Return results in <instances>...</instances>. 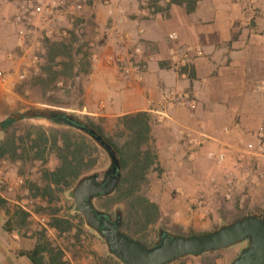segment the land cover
<instances>
[{
	"label": "crops",
	"instance_id": "crops-1",
	"mask_svg": "<svg viewBox=\"0 0 264 264\" xmlns=\"http://www.w3.org/2000/svg\"><path fill=\"white\" fill-rule=\"evenodd\" d=\"M220 2L199 0L191 12H187L184 5L169 3L159 7L150 18L138 15L137 0H90L85 4L94 29L95 58L83 84L82 106L73 111L92 118H121L135 113H145L144 118H155L152 110L159 107L163 88L175 87L179 92L188 90L196 96L193 117L189 110L177 108L171 112L172 121L168 125L157 123L153 129L149 123L148 137L155 140L157 162L162 172V182L152 201L158 204L161 214L173 215V208L181 202L173 198L174 190L180 192L186 211L196 219L216 218L219 213H226L216 205L221 201L217 199L216 185L211 180L220 168L209 154L225 150L238 139L254 140L263 122L264 98L246 80L247 73L254 70L250 61L255 56L246 49L240 50L241 44L246 42L242 35L233 31L231 8L223 9ZM15 9L13 0H0V69L7 79L0 83V92L8 94L7 99L12 94L19 101L30 103L32 100L24 99L12 90L28 72L34 46L28 42L23 48H17L11 23ZM138 29L143 32L137 36ZM119 32H131L134 41L125 46L118 38ZM171 32L178 34V45H202L203 56L193 61L186 75L173 70L166 60L168 51L174 47L168 41ZM37 35L38 32L35 38ZM134 43L141 45L152 57L141 71L139 80L133 75L121 76L115 61L119 53L125 54ZM9 51L17 56L14 62L5 60ZM33 103L46 106L42 101ZM180 124L194 127L203 124L210 138L191 161L184 157L185 149L178 140L176 130ZM226 127L230 128L228 133L223 132ZM229 166L233 168L235 163H229ZM252 166H242L246 171L235 188L236 201L245 202L249 195L253 200L257 193L258 189L252 184ZM202 193L207 194L208 205L199 204ZM0 200L3 204L0 206V264H32L27 257L19 255V251L33 248L36 233L25 235L24 228L7 226L6 222L14 219V208L8 205L9 199L2 192ZM194 224L196 227L204 225Z\"/></svg>",
	"mask_w": 264,
	"mask_h": 264
},
{
	"label": "trees",
	"instance_id": "trees-1",
	"mask_svg": "<svg viewBox=\"0 0 264 264\" xmlns=\"http://www.w3.org/2000/svg\"><path fill=\"white\" fill-rule=\"evenodd\" d=\"M198 1L170 0V3L184 5L186 11L191 12ZM67 33L66 38H46L42 42L41 58L44 62L39 67L36 81L44 91L55 89L57 82L62 79H68L75 84L77 79L81 76L87 77L91 71V53L83 50L84 44L77 45L79 38L73 29H69ZM82 88V84L78 83L77 108L82 106ZM144 116L145 113H135L117 118L122 130L116 134V139L105 131L102 117L96 119L52 105H25L9 112L0 121V161L7 160L19 164L21 168H30L36 163L40 165L38 177L26 178L24 183L28 199L44 203L37 205L33 211L48 217V227L54 228L59 234L73 232L72 236L79 241L81 226H91L85 222L77 208L75 216L62 212L59 204L61 195L67 190L72 191L78 180L87 176L95 167L97 156L92 145H99L109 156L115 154L120 165V179L112 193L94 198L108 199V204L104 206L107 209L114 204H122L120 214L117 213L118 229L128 237L151 247L160 241L161 233L166 232H160L154 243L145 239L147 230L161 219L162 214L158 204L144 191L147 172L155 163V154L148 146L149 118ZM30 119L46 120L52 127L28 124L26 121ZM50 156H54L57 161L53 169L46 167ZM18 174L25 176L23 170ZM2 205L0 200V206ZM5 210L9 212L8 208ZM96 210L110 217L108 213ZM250 214L264 219V213ZM29 215L27 210L16 206L13 209L14 219L7 221L6 225L23 229L28 225ZM76 217H79L77 224L74 222ZM108 250L109 254L105 257L94 256L92 264H124L109 248ZM213 252L208 251L198 256L207 257ZM19 255L27 257L32 264H69L63 259V252L46 239L44 230L36 232L33 248L21 250ZM184 257L168 264H175ZM214 262L215 258H211L204 264Z\"/></svg>",
	"mask_w": 264,
	"mask_h": 264
},
{
	"label": "rangeland",
	"instance_id": "rangeland-1",
	"mask_svg": "<svg viewBox=\"0 0 264 264\" xmlns=\"http://www.w3.org/2000/svg\"><path fill=\"white\" fill-rule=\"evenodd\" d=\"M88 1L90 0H82L83 8L75 15L66 14L63 20H54V33L51 36V39L66 38L68 36L67 31L69 29H73L76 36L79 38L77 45L84 44L83 50L93 54L95 52L96 44L95 41L92 40L94 29L90 20L91 16H89V13L85 8V4ZM138 1L139 0H137V3ZM164 5L165 3L161 4V6ZM220 5H223V9L226 10L228 9V6L231 8L230 18L233 21V31L236 35H242L244 41L246 42L244 45L241 44L242 46L240 50L246 49L252 53V56H255V58L250 61L251 64H254V70L247 73L246 80L251 88H253L260 97L264 98V0H221ZM63 30H65V35H62ZM37 32L38 35L35 38ZM44 39H46V37L44 36L43 31L37 30L34 33L33 40L30 42L34 44L31 52V66L28 68L26 75L22 77L24 79H20V84L18 83L19 85L12 87V90L19 93L24 99L32 101L30 103H24L23 101L16 99L15 96H11L12 94H10V98L7 99L9 95L6 93H3L2 95L0 92L1 120L5 119L9 112L19 109L25 105H37L33 102L39 101L46 103V106L52 105L65 111H73L77 109V85L78 83H81L83 86L86 81V77L81 76L76 80L75 84L68 79H62L57 82L55 89L50 88L47 91H44L42 86L36 81V76L39 73V67L44 62L41 58V55L43 54L42 42ZM254 40L256 41L255 43L253 42ZM35 42H37L36 45ZM128 51L129 50H126V52ZM33 57H36V59ZM16 59L17 56L13 60H7L5 58V60L9 62H14ZM0 72L5 77L6 73L3 72L2 69H0ZM6 81L7 79L5 77V81H0V83L3 84ZM103 119V126L107 134L116 138V134L122 130L117 123V118ZM262 120L263 125L264 115ZM26 122L28 124L52 127L51 123L43 119H38L36 121L27 120ZM149 123L154 129L156 128L158 122L156 121V118H149ZM228 129L230 131V128ZM119 140L123 141V139ZM247 142L249 141H244L243 139H238L235 143L228 142L233 145L228 146V148L226 147V149L223 150L226 151L225 160L222 163L214 161V164L220 168L219 173H216L211 180V183L216 185L217 199L221 201L218 204L216 203V205L218 206V209L223 210L226 213H219L216 218L206 217L201 220L196 219L192 215H189V212L186 211V206L182 203L183 197L179 194L180 192L174 190L172 191L173 198L179 199L181 202L173 208L175 210L172 213L173 215L162 213L161 219L147 230L145 239L150 243H154L157 241L160 232H166L170 235H192L209 232L222 225L229 224L234 220L243 217V215H249L250 213L263 214L264 154L251 158L249 155L244 154L242 152V146ZM148 146L155 154V163L147 172V184L144 186V191L152 200L155 197V193L158 190L160 182H162L160 180L162 172L157 162L155 140L149 138ZM91 147L92 149L94 148V154L97 156V163L88 175L93 173L102 174L110 166V156L97 144H94V146L92 145ZM257 162L259 163L257 164ZM229 163H235V166H233V168L230 166L227 167ZM56 164L57 161L55 157L50 156L46 167L53 169ZM249 164H253V169L251 170L253 180L252 184L256 189H258L257 193L254 194L253 200L249 195L245 202L236 201L238 196L234 193L235 188L237 187L243 172L246 171L244 168H246L247 165L249 166ZM243 165L245 166L244 168L242 167ZM40 168L41 167L38 163L30 168H21L19 164L11 163L7 160L0 161V192H2V194L9 199L8 205L12 208H14L13 206H18L31 211L28 217V225L23 229V234L34 235L36 232L44 230L46 239L49 240L52 246L59 248L63 252V259L69 264H92L94 256H107L109 254V250L106 241L99 233L88 227L86 224L81 226L82 233L78 241L72 236L73 232L71 234H59V232L54 228L48 227V217L44 214H37L33 211L37 205L44 203L39 200L28 199V191L24 187V183L26 178L36 179ZM20 170L24 171V177L18 174ZM171 175L173 176V174ZM242 193L245 195V191ZM201 196L200 199L202 200V203L200 205H208L207 194L202 193ZM107 202L108 199L106 198H94L92 200L96 209L108 213L110 217H115L117 213L120 214V211L123 208L122 204H114L110 209H107L104 207L108 204ZM59 204L61 205L63 213L75 216L76 206L73 200L72 191H65L61 195ZM74 222L76 224L79 223V217H76ZM196 222L204 223V225L196 227L194 224ZM6 224L8 223L6 222ZM247 244V241H243L226 248L216 250L207 257L206 255L204 257L189 255L175 264H204L211 258H215L214 264H230L232 260L238 256L241 250L247 246Z\"/></svg>",
	"mask_w": 264,
	"mask_h": 264
},
{
	"label": "built area",
	"instance_id": "built-area-1",
	"mask_svg": "<svg viewBox=\"0 0 264 264\" xmlns=\"http://www.w3.org/2000/svg\"><path fill=\"white\" fill-rule=\"evenodd\" d=\"M6 2L10 0H4ZM16 4L15 13L12 18V26L15 31L17 48H23L28 42H31L36 30H41L46 38H51L54 33V20L61 21L66 14L75 15L83 8L82 0H13ZM107 0H104L106 2ZM169 4L170 0H139L138 15L143 18H150L155 15L161 4ZM142 29H138L137 36L141 35ZM65 35V30L62 31ZM135 36L131 32H119L118 38L125 46L134 41ZM178 34L171 32L168 34V41L174 44L167 53V62L169 66L176 72L186 75L188 69L196 58L203 56V48L200 43H185L178 45ZM129 50V49H127ZM16 54L9 51L5 54L7 60H13ZM36 59V57H33ZM95 58V53L91 54V60ZM152 59L147 55L138 43L131 45L128 52L119 53L115 57V61L119 73L123 77L135 76L139 80L141 71L145 68L146 63ZM0 81H5V77L0 72ZM159 107L152 110L156 121L163 125H168L172 121L171 112L177 108H185L189 110L190 116L193 117L197 99L194 94L188 90L179 92L175 87H165L161 90ZM178 140L185 149V157L191 161L194 159L197 150L203 146L204 142L209 138L204 130L203 124L190 126L180 124L176 130ZM224 133H228L229 129L223 128ZM242 152L251 157L261 156L264 154V124L255 133L254 140L247 142L242 146ZM210 157L217 163H222L226 158V151L210 153ZM202 197V196H201ZM228 197V196H227ZM202 200L199 199V204ZM27 210V209H25ZM31 213L30 210H27Z\"/></svg>",
	"mask_w": 264,
	"mask_h": 264
},
{
	"label": "water",
	"instance_id": "water-1",
	"mask_svg": "<svg viewBox=\"0 0 264 264\" xmlns=\"http://www.w3.org/2000/svg\"><path fill=\"white\" fill-rule=\"evenodd\" d=\"M110 166L106 175L110 182L97 183L100 173H93L78 180L72 196L78 212L85 222L105 239L113 255L124 264H168L184 256H198L247 241L230 264H264V219L249 214L222 225L209 232L192 235H170L161 233L160 241L147 247L118 229L119 222L99 213L92 199L97 195L113 192L120 179V165L115 154L110 155Z\"/></svg>",
	"mask_w": 264,
	"mask_h": 264
},
{
	"label": "flooded vegetation",
	"instance_id": "flooded-vegetation-1",
	"mask_svg": "<svg viewBox=\"0 0 264 264\" xmlns=\"http://www.w3.org/2000/svg\"><path fill=\"white\" fill-rule=\"evenodd\" d=\"M109 168V167H108ZM107 168V169H108ZM111 179H112V176H111V174H107L106 175V170L102 173V174H100V176L96 179V182L97 183H102V184H105V180H107L108 182H110L111 181ZM110 218V220H112V221H114V222H117L118 221V219H119V215L118 214H116L115 215V217H109Z\"/></svg>",
	"mask_w": 264,
	"mask_h": 264
}]
</instances>
